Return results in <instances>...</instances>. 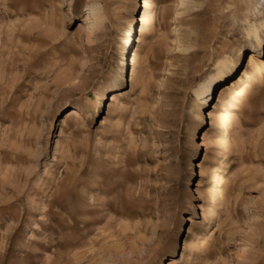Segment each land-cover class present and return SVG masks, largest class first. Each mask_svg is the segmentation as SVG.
Returning <instances> with one entry per match:
<instances>
[{"label": "rangeland", "instance_id": "1", "mask_svg": "<svg viewBox=\"0 0 264 264\" xmlns=\"http://www.w3.org/2000/svg\"><path fill=\"white\" fill-rule=\"evenodd\" d=\"M247 11L0 0V264H264V197L236 227L199 210L210 187L256 194L240 180L264 169V44L235 23Z\"/></svg>", "mask_w": 264, "mask_h": 264}, {"label": "bare ground", "instance_id": "2", "mask_svg": "<svg viewBox=\"0 0 264 264\" xmlns=\"http://www.w3.org/2000/svg\"><path fill=\"white\" fill-rule=\"evenodd\" d=\"M185 0H179L180 5H184ZM143 7L148 5L147 1H143ZM98 3L95 2L88 6V17L93 16L94 21L88 27L89 30L94 27L95 23V15H97L98 11ZM145 12H143L141 19H137V21L143 22L145 20ZM97 19V18H96ZM135 65H136V53L133 51L128 66L130 67V78L135 74ZM129 72V69H128ZM111 98L110 101L113 102L115 100V93L110 94ZM80 118V116H79ZM78 118V120H79ZM257 142H253L252 147H256L258 144ZM244 144V143H243ZM251 144V143H250ZM253 151V150H252ZM245 152V151H244ZM243 153V151H242ZM242 153L239 155L242 159ZM250 153V151H249ZM246 155V153H244ZM244 156V155H243ZM247 157V156H246ZM248 159V158H247ZM248 171V169H250ZM246 169V177L240 181L242 182H249L254 183V188H257L256 194L248 197L246 195H242L239 191H230L228 190L229 187H210L209 189L205 190L201 197V204L199 205V210L201 211V218L206 219L208 217H213L217 221V226H228V227H236L239 226L244 218V216L252 213L258 201L262 200L264 197V181H262L261 176H264V169L263 168H254L252 167ZM244 170V169H243ZM245 176V175H244ZM235 182V181H234ZM231 183V182H230ZM241 185V182H239ZM233 184V183H232ZM234 185V184H233ZM239 185V186H240ZM246 185L245 183L243 186ZM231 186V185H230ZM242 186V185H241ZM238 188V187H237ZM231 189V188H230ZM233 189V188H232ZM240 189V188H239ZM250 196V195H249ZM191 223L187 228V234H192V229L194 224L196 223V218L193 216H188L187 223Z\"/></svg>", "mask_w": 264, "mask_h": 264}, {"label": "clouds", "instance_id": "3", "mask_svg": "<svg viewBox=\"0 0 264 264\" xmlns=\"http://www.w3.org/2000/svg\"><path fill=\"white\" fill-rule=\"evenodd\" d=\"M247 15L235 21L245 40L256 45L264 44V0H244Z\"/></svg>", "mask_w": 264, "mask_h": 264}]
</instances>
